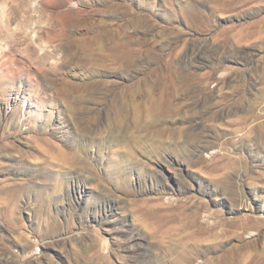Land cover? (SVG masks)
<instances>
[{
	"label": "rangeland",
	"instance_id": "1",
	"mask_svg": "<svg viewBox=\"0 0 264 264\" xmlns=\"http://www.w3.org/2000/svg\"><path fill=\"white\" fill-rule=\"evenodd\" d=\"M206 261L264 264V0H0V264Z\"/></svg>",
	"mask_w": 264,
	"mask_h": 264
},
{
	"label": "bare ground",
	"instance_id": "2",
	"mask_svg": "<svg viewBox=\"0 0 264 264\" xmlns=\"http://www.w3.org/2000/svg\"><path fill=\"white\" fill-rule=\"evenodd\" d=\"M188 14L190 15H188L187 18H190L192 15H196L197 13H192V11H190ZM129 24L133 27V31H135L137 28H141V22L137 23L136 19H134L133 16L131 20L129 19ZM95 30V28L91 27L89 31L91 32V34H89L88 37H84L77 41V43L74 44V47L71 48L72 50L75 48L77 51V55H75L74 58L77 59L78 64L87 67L88 70H90L93 74L102 70L106 71V69L109 71L112 70L126 72L129 69L134 68L136 62L142 56L146 57V59H148L147 61H149V59L151 58L152 46L149 47V43L142 42V40H140L139 38L135 40L136 37L133 38L130 36V34L123 33L122 30ZM132 34L133 33H131V35ZM47 57L50 58V55H48ZM51 61L54 60L51 58ZM166 70L168 72L172 70L169 62H166ZM247 121H249V119H246V122ZM157 205L159 206V208H157L158 210L163 209L161 208L163 206L162 203H158ZM202 264H212V262L206 261Z\"/></svg>",
	"mask_w": 264,
	"mask_h": 264
}]
</instances>
